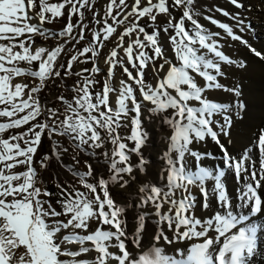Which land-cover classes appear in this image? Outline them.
<instances>
[{
    "label": "snow or ice",
    "instance_id": "1",
    "mask_svg": "<svg viewBox=\"0 0 264 264\" xmlns=\"http://www.w3.org/2000/svg\"><path fill=\"white\" fill-rule=\"evenodd\" d=\"M37 3L39 11L33 17L29 11L35 10ZM229 3L237 9L244 6L241 0H229ZM66 5L70 6L69 20L59 33L61 36L71 35L77 26L71 22L73 14L79 15L77 24H82L84 13L81 9L91 7L89 0H62L59 4L48 0H0V41L8 42L0 43V117L7 118L0 122V134L28 126L25 131L7 139L0 137V264H249L257 252L258 232L264 237V223H256L257 220L264 221V195L261 194L264 189V128L259 130L255 141L256 160L251 148L234 157L221 141V135L231 136L234 122L237 118L242 119L239 114L246 111L247 106L240 100L239 85L228 87L218 79L225 75L219 62L224 65L237 62L221 50L215 39L220 33L199 23L197 17L201 13L196 6L197 0H147L144 6L142 0H134L128 11L126 0L118 3L109 0L104 15L111 18L112 23L105 19L103 27L93 33L92 43L97 47H85L78 55L91 53V57H97L99 46L117 32L114 25L124 24L132 18L130 26L117 37L119 43L105 60L108 70L101 90H91L99 83L92 74L101 71L94 63L92 69L83 70L89 72V76L76 73L82 76L83 82L74 88L77 94L71 102L62 95L54 98L62 102L61 113L54 108L45 109L39 94L50 80L61 76L56 64L63 47L49 51L35 46L32 36L48 35L43 25L61 17ZM173 7L182 9L179 20L172 18ZM216 11L225 17L231 16L237 22L236 27L244 30L245 22L238 14L232 15L221 8ZM160 14L168 17L164 26L157 23ZM33 18L37 23L31 22ZM145 18L150 23L141 26L139 21ZM204 19L264 60V53L237 35L232 25L212 16ZM186 21L190 22L191 28L185 27ZM146 27H152V32H147ZM85 28L86 25L80 27L81 40ZM170 30L173 34L168 36V41L176 62L168 58L160 36L161 32L168 34ZM25 34H29L27 43L18 39ZM133 35L136 38L125 46V38ZM117 48L123 51L126 59L119 57ZM77 58V55L71 57L68 70ZM157 59L162 62L155 67ZM21 62L28 67H21ZM127 65H131L135 74ZM117 66L128 78L119 81L118 91L111 83ZM165 66L166 73L154 86L145 82L147 71L159 74ZM245 66L243 61L238 62V67ZM22 76L32 77L34 86L14 83ZM212 91L227 92L232 99L215 101L208 96ZM112 93H117L114 104ZM141 98L148 102L147 107ZM194 102L198 106H194ZM145 108L152 116H160L161 122L171 129L167 150L161 157L167 166L164 169L166 184L159 187L138 181V202L117 203L111 188L117 185L120 189L130 187L125 176L136 181L134 170L144 174L150 163L143 154L150 138L144 127ZM169 110L171 115H168ZM42 116L46 117V122H39ZM129 126L130 134L121 135L119 129ZM45 135L52 140L50 151L37 162L34 158L43 146ZM53 137L68 138L79 152H87L90 156L112 146L110 152H103L109 161L107 178L98 175L87 161L84 172L65 165L87 191L74 189L69 192L57 182L61 198L56 202L60 211L50 202L53 193L38 186L41 179L35 167L39 163L40 169L47 170L61 161V146ZM209 138L219 147L223 167L202 166L204 159H214L213 153L192 147ZM88 149L92 151L88 152ZM67 151V148L63 149V152ZM133 154L137 157L135 164L131 160ZM186 156L196 161L194 169L188 167ZM18 165L25 166V171L14 172ZM225 169L230 170L241 185L236 190L238 203L233 202L227 189ZM89 177L95 183L89 182ZM193 187L199 190V200L192 193ZM178 191L183 193L180 199L174 198ZM198 203L205 210L215 203L222 211L214 210L207 219L197 217ZM165 204L169 205L166 212L163 211ZM148 205L154 209L157 227L152 236L154 243L145 248L143 234L153 213L139 211L134 216L135 228L131 233L127 213L130 209H146ZM61 216L67 217L66 221L53 219ZM93 222L96 227L90 231ZM68 229L73 231L60 235L62 230ZM180 242H184V248H175L174 255L168 254L162 246ZM62 244L79 245V249L62 250ZM89 244L91 247L87 246ZM134 250L140 251L134 254ZM92 252L96 255L90 260L76 259ZM61 256L73 259L62 260Z\"/></svg>",
    "mask_w": 264,
    "mask_h": 264
},
{
    "label": "rangeland",
    "instance_id": "2",
    "mask_svg": "<svg viewBox=\"0 0 264 264\" xmlns=\"http://www.w3.org/2000/svg\"><path fill=\"white\" fill-rule=\"evenodd\" d=\"M48 2L53 3V4H59L62 2V0H48ZM118 2H119V0H117V3ZM146 2H147V0H142V6L146 5ZM154 2H155V0H154ZM169 2H171V0H169ZM108 3H109V0H89V4L91 5V7H86L85 10L81 9V11L83 13H84V11H86L89 14L88 21H87L88 25L85 29L84 37H87L91 42L93 40V33L99 31L100 28L103 27V21L105 19L108 20L109 24L112 23L111 18L105 17V15H104ZM126 3H127V5H129V8L126 9V11H128V10H130V6L134 3V0H126ZM69 7L70 6L66 5L65 8L62 9L63 15L61 17L55 18V20L52 23H46L47 27H50L52 29H56V31H57L56 34L60 33L64 29L63 24L65 23V21L69 20V17H68ZM38 11H39V5L37 3L36 9L30 10L29 14L32 15L33 17H35V12H38ZM115 11L116 10H114L113 15H115ZM171 14H172V18H174V21L179 20V18L182 15V9H177V8L173 7V8H171ZM48 15H50V14H48ZM78 18H79V15L73 14L71 22L74 25H77V21L79 20ZM121 18H122V16L117 17V19H121ZM167 19H168L167 16L160 14L157 18V23L160 26H164L166 24ZM197 19H198L199 23L202 24V17L198 16ZM97 20H99L100 23H97ZM131 20H132V18H129V20L125 21L124 24L114 25L115 27H117V32L114 33L110 37L111 40L108 41L104 47L99 46V53H98V56L95 58L91 57V53H86L83 56L78 55V53L81 52L85 47H95V46H90V45L87 46L86 43H82V42L79 44L75 43L74 38H76V34L74 35V32H73L74 29H73L71 35H64V36H61L59 38L52 39L51 41H46V40H43L41 38H38L37 35L32 36V42L34 43L35 46L44 47V48L48 49L49 51H51L55 47H60V46L63 47V51L57 57V64L60 63L62 65L61 73H63L64 75H61V76L63 78L59 77L60 78L59 79L56 77V79L50 80L48 82L47 88L39 94L43 98V103H47L45 105V109L54 108V109H57L59 112L62 113L63 112L62 102L58 101L54 98L62 95L65 99H67L68 101L71 102L73 96H75L77 94L74 91V88L76 86L82 84V82H83L82 76H77L76 73L82 72L83 76H89L90 73L89 72H83V70L84 69H88V70L92 69L94 63L96 65H98V67L101 69V71L99 73L92 74V78H94L99 83H97L91 90L93 92H98L101 90L102 84H103L104 80L106 79L107 70H108V65L105 63V60L110 55L111 51L116 47L117 43H119V41L117 40V37L124 31L125 28L130 26ZM36 21L37 20L35 18H33V20L31 22L35 23ZM139 23L141 24V26H147L150 23V21L145 18V19H141L139 21ZM47 27H46V29H47ZM185 27L191 28L192 25L190 24V22L186 21ZM152 30H153L152 27H146L147 32L151 33ZM172 34L173 33L170 30V32L168 34L161 32L160 36L163 40V45H164V48L166 49V54H167L168 58L170 60H172L173 62H176L175 61V54L172 52L170 42L168 41V36L172 35ZM28 35L29 34H25V36L20 37L18 39H24L25 42L27 43L28 42L27 41ZM77 37L80 40L79 35ZM135 38H136L135 35H133L131 37H126L124 40L125 46L127 45V43L130 42L131 39H135ZM84 40H85V38H84ZM0 43H8V42L7 41H0ZM116 50H117L120 58L126 59V57H125V55L121 49L117 48ZM145 50L150 52L149 49H145ZM73 55H77L78 58L76 61H72L73 66L70 70H68V67H67L68 62ZM161 62L162 61L157 59L155 61L154 66L158 67ZM26 65L27 64H25L23 62H21V64H20L21 67H26ZM127 66L135 74V70L131 68V65H127ZM166 71H167V66H165L164 71L160 72L159 74H157L154 71H147L145 82L147 84H151L154 86L157 83V81L165 74ZM66 72H67V74H65ZM121 79L127 81V79H128L127 74L124 73L123 70L119 66H117L114 69V77L111 81L113 87L117 88V91L119 90V81ZM19 82L28 83L30 86H34L33 78L30 76H25V78L18 77L14 80V83H19ZM59 82H61V83H59ZM66 83H69V84H66ZM255 85L259 86V84H255ZM116 95H117V93L111 94V99H112L113 104L115 103ZM141 101H142V98H141ZM142 103L146 107L148 106V102L142 101ZM0 107H2V106H0ZM168 115H171V110H169ZM144 116H145L144 127L147 130L150 138H152L151 137L152 133L150 131L151 129L149 127V124L152 123V121L155 119H158V120H156L157 121L156 130H159L161 133L159 139L166 138L167 136L171 135V129L167 125H165L161 122L160 116H152L150 113L147 112L146 108L144 111ZM240 117H242V119L239 118L238 119L239 122L243 121L245 118V116H243V115H240ZM6 120H7V118L0 117V122H4ZM39 122H46V117H44V116L40 117ZM263 123H264V119H263ZM263 123H262V119H261L260 126H262ZM27 127L28 126H25L23 128H20V129H10V130L4 132L3 134H0V137L7 139L9 136L15 135L17 132L25 131ZM119 131H120L121 135L126 136V135L130 134V126L126 127V128H121V129H119ZM255 137L256 138L258 137V132L255 134ZM150 138H149V140H150ZM52 139L58 141L60 146H61V148H60L61 153H62L61 161H58L57 163L53 164V166L47 170L40 169L39 163H36L35 167H36V169L39 173L40 179H41V182L39 183L38 186H40L41 188H46L48 191L53 193V196L50 198V202H51L52 206L56 208L57 211H60V205L57 204V202H56L57 199L61 198L60 190L56 187L57 182H59L61 185H63L65 188H67L69 192H72L74 189L82 191V192L87 191L80 184L79 178L74 176L72 174V172L68 171V168H66L65 165H67L70 168H74L77 171L84 172L87 170L86 163H85L87 161V163L92 165V167L95 169V171L98 175H101L104 178H107L110 175V173L107 171L109 161L103 156V152H105V151L110 152L112 146L108 145L107 147H105L101 150H97L96 155L90 156L87 154V152H79L75 148V145L68 138L53 137ZM51 144H52V140H50L45 135L43 137V146L39 149V153L34 158L37 162L41 159V157L44 154L49 153ZM148 144H149V141H148ZM130 146H132V145L130 144ZM64 148L68 149V151L66 153L63 152ZM166 150H167V148H166ZM91 151H92L91 149L88 150V152H91ZM74 157H75V159H74ZM135 158H137V157L133 154L131 157L133 164H135L134 163ZM145 158L148 159L149 157L147 155H145ZM187 165H188V163H187ZM13 171L16 173L23 172V171H25V166L18 165L13 169ZM135 172L139 173V171L134 170V174H135ZM57 173H59V175H57ZM135 176H137V175L135 174ZM230 177H231V173H230ZM87 179L89 182L95 183V181L91 177H89ZM125 179H129V177L125 176ZM131 181L135 182L133 180H131ZM118 190H122L118 187V185L113 186L111 188V193L114 196V198L118 195L117 194ZM182 195L183 194L179 193V194H176L175 196L178 198H181ZM166 206H168V205L165 204L164 208ZM53 219H60V220L66 221L67 217L61 216V217L53 218ZM95 227H96V223L93 222L91 224L90 231L94 230ZM71 231H73V230L72 229L62 230L60 235L63 236L65 234H68ZM77 231H80V234H84L82 230H77ZM87 246L91 247L90 244ZM61 247H62V250L67 249L69 251H78V249H79V245H74V244H62ZM20 251L22 252L23 250L21 249ZM18 255H19V253H18ZM95 255H96V253L92 252L90 254L78 256V257H76V259L90 260V259L94 258ZM60 259L71 260L73 258L70 256H61Z\"/></svg>",
    "mask_w": 264,
    "mask_h": 264
},
{
    "label": "bare ground",
    "instance_id": "3",
    "mask_svg": "<svg viewBox=\"0 0 264 264\" xmlns=\"http://www.w3.org/2000/svg\"><path fill=\"white\" fill-rule=\"evenodd\" d=\"M241 3L244 6L240 9H237L235 6L230 4L229 0H197L196 6L201 13L200 16L202 17V25L213 32L220 33V35L215 39H217L218 43L220 44L221 50L224 51L225 54H227L231 59H234L237 62L232 65H224L222 62L218 61L221 63L222 71L225 73L223 77L218 78L219 81L228 87H231L232 85H239L242 91L240 100L243 101L247 106L246 111H243L239 114V116H245L244 120L239 122V118H237L231 129V136L226 137L221 135L220 139L225 144L232 156L239 157L246 148H251L253 159L256 160L258 154L255 149V141L257 139L255 134L259 132L261 128H264V60L256 57L242 43L232 40L226 35V33H224L222 29H219L217 26L212 25L210 21L204 19L205 16H212L221 22L232 25L233 30L237 35H240L258 51L264 53V0H241ZM217 8L224 9L232 15L238 14L239 18L245 22L244 30L242 31L240 27H236L237 22L231 19V16L225 17L220 12H217ZM201 51L203 52L204 50ZM209 58H211V54H209ZM239 61H243L246 66L244 68L238 67ZM200 83H204L202 78L200 79ZM255 84H259V86H256ZM208 96L215 101L227 102L232 99V96L224 91H212L208 93ZM194 106L198 105H196L194 102ZM261 119L263 123L262 126H260ZM156 120L158 119L153 120L152 123L149 124L152 138H150L149 144L143 150L144 156L147 155L149 157L148 160L150 161L147 171L144 174L135 172L137 175V180L135 182H132L129 178V183L131 186L126 189L118 190V195L115 197L117 203H137L140 196V193L138 192V188L140 187L139 182H150L159 187H163L166 184V172H164V169L167 166L161 157L167 148V138L169 136L159 139L161 133L159 130H156ZM192 147L199 150L200 152L213 153L214 159H204L201 161L202 166L213 168L217 166L223 167V161L221 159L222 154L219 150V147L215 145V143L212 142L210 138L200 144H193ZM136 161L137 158H135L134 163H136ZM186 162L188 163L189 168L194 169L196 164L194 158L186 156ZM256 168L257 170L259 168L258 162L256 163ZM225 171L227 173L225 178L227 189L233 198V202L238 203L239 201L236 199V190L241 187V185L237 183L234 174L230 170L225 169ZM161 173H163V176ZM135 174L133 173V175ZM211 185L212 182L209 181L208 186L211 187ZM191 190L199 200V190L195 187H193ZM179 193L183 194L180 191H178L176 194ZM261 194L264 195V189L261 190ZM174 198L180 199L176 196ZM148 206L146 209H130L127 213L129 233H131L135 228L134 216L137 215L139 211L146 210L149 213H153V218L148 221L147 230L143 234L142 243L145 248L150 247L154 243L152 236L155 234L157 227V225L154 223V209L152 206ZM168 207L169 205L163 208V211L166 212ZM214 210L222 211V209H220L215 203H213L208 210L201 208L198 203L195 209V215L197 217L207 219L214 213ZM256 223L259 225L264 223V221L257 220ZM167 234L171 236V232H168ZM162 246L165 247L168 254L174 255V249H183L184 242H180L175 245L162 244ZM139 251L140 250H134V254H138ZM249 264H264V237L260 236L259 232L257 252L255 257L250 260Z\"/></svg>",
    "mask_w": 264,
    "mask_h": 264
},
{
    "label": "trees",
    "instance_id": "4",
    "mask_svg": "<svg viewBox=\"0 0 264 264\" xmlns=\"http://www.w3.org/2000/svg\"><path fill=\"white\" fill-rule=\"evenodd\" d=\"M82 10H85V8L82 9ZM88 16H89L88 12L84 11V19L82 21V24H80V25L77 24V26L74 28V31H73L74 32V35L76 34V38H74L75 39V43L79 44V43L82 42V43H86L87 46L90 45V46H95L96 47L97 45L93 44L87 37H84L85 40L84 39H82V40L80 39L81 41L77 37L78 36V33L80 31V27L81 26H84V25H86V27H87V25H88V23H87ZM78 19L80 20V17ZM66 24H67V21H65V23L63 24V28H65ZM53 34L54 33H52V32H48V35H45V36L37 35V36H38V38H41V39L46 40V41H51L52 39L61 37V35H59V33L58 34H55V35H53ZM110 40H111V38L108 41H110ZM108 41H105L104 44L102 45V47H104ZM56 68H57L58 71L61 72L62 65L60 63H58L56 65ZM61 75H64V74L61 73ZM60 77L63 78L62 76H60ZM57 78H59V77H57ZM54 79H56V78H54ZM59 83H61V82H59ZM66 84H69V83H66Z\"/></svg>",
    "mask_w": 264,
    "mask_h": 264
}]
</instances>
